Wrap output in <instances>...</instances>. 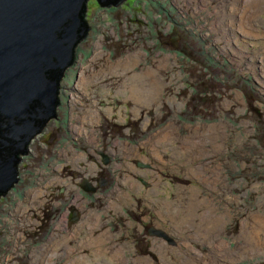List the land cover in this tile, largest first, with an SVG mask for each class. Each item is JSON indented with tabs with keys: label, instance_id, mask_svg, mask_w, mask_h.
Segmentation results:
<instances>
[{
	"label": "rangeland",
	"instance_id": "374dc122",
	"mask_svg": "<svg viewBox=\"0 0 264 264\" xmlns=\"http://www.w3.org/2000/svg\"><path fill=\"white\" fill-rule=\"evenodd\" d=\"M87 7L58 117L0 198V264H264V0ZM101 153L109 185L85 193Z\"/></svg>",
	"mask_w": 264,
	"mask_h": 264
},
{
	"label": "water",
	"instance_id": "95a60500",
	"mask_svg": "<svg viewBox=\"0 0 264 264\" xmlns=\"http://www.w3.org/2000/svg\"><path fill=\"white\" fill-rule=\"evenodd\" d=\"M88 1L0 0V196L19 181V153L28 155V142L57 117L62 76L91 29ZM126 1L97 0L108 8Z\"/></svg>",
	"mask_w": 264,
	"mask_h": 264
},
{
	"label": "flooded vegetation",
	"instance_id": "af4514ba",
	"mask_svg": "<svg viewBox=\"0 0 264 264\" xmlns=\"http://www.w3.org/2000/svg\"><path fill=\"white\" fill-rule=\"evenodd\" d=\"M114 8H116L115 6H113ZM64 77V74H63V76H62V78ZM60 95V94H59ZM57 117H58V114H57ZM57 117H56V119H57ZM48 123V122H47ZM47 123H46V125H47ZM46 125L44 126V128L42 129V131L45 129V127H46ZM42 131L40 132V133H42ZM39 133V134H40ZM32 141V140H31ZM31 141H29L28 142V144H27V147H26V150H27V153H28V155L27 156H29L30 155V144H31ZM26 155H22L21 153H19V155H18V158L20 159V162H19V164L17 165V171H18V179H19V181H20V178H19V176H20V170H19V166H20V164H21V162H22V160L24 159V157H25ZM101 156H102V158H103V165L105 166V168L106 169H104V170H101L102 172L100 173V178L98 179V185H94L93 183H92V181L90 180V179H87V178H85V177H83L82 179H80L77 183H78V185H79V188H81L80 187V185L81 184H85L84 182L85 181H87L88 183H89V185H91L92 187H94V188H96V192L95 193H97L98 192V190L99 189H102V188H104V187H106V186H108L109 185V180H107L106 178H105V176L107 175V167L109 166V164H110V162H111V158L108 156V155H105L104 153H101ZM106 158L108 159V163H106ZM139 167H141V168H148L147 167V165H143V164H141L140 162L137 164ZM72 174H73V178L71 179V182H72V180L73 179H78L79 177H80V175H79V173L78 172H76V171H73L72 172ZM19 181H18V183H19ZM17 183V184H18ZM101 185H103V186H101ZM17 186V185H16ZM16 186H14V187H16ZM82 189V188H81ZM11 190V189H10ZM9 190V191H10ZM12 190H13V188H12ZM8 191V192H9ZM82 191H84L83 189H82ZM85 193H91V192H86V191H84ZM1 197H3V196H0V198ZM130 218V217H129ZM79 219V212L78 211H74L72 214H71V220L73 221V222H75L76 220H78ZM151 229H154V230H156L155 232H151ZM165 232L164 230H162V229H155L153 226L152 227H150L149 229H148V236L150 237V238H155L154 236H157V235H155V234H159V232ZM158 238L160 237V236H157ZM160 238H162V237H160ZM101 239V238H100ZM100 239H98V244L101 246L102 244H100L99 243V240ZM163 240H168V239H165V238H163ZM141 240H139V238H137V239H135L134 240V246H135V248H136V250L138 251L139 250V253H140V251L143 249V248H140V245H141ZM169 243H173V241H172V239H170L169 238Z\"/></svg>",
	"mask_w": 264,
	"mask_h": 264
},
{
	"label": "trees",
	"instance_id": "16d2710c",
	"mask_svg": "<svg viewBox=\"0 0 264 264\" xmlns=\"http://www.w3.org/2000/svg\"><path fill=\"white\" fill-rule=\"evenodd\" d=\"M86 21H87V19H85ZM212 60V59H211ZM213 61V60H212ZM208 63V62H207ZM209 64V63H208ZM225 69H226V67H225ZM252 89H254L253 87H251V85L250 84H248V86H247V84H245V87L243 88V90H245V91H247V94L248 95H250L252 98H253V100H254V103L256 102L255 101V99H254V95H256V94H254V92H253V90ZM255 90V89H254ZM193 92H197V90H195V91H193ZM198 94H199V91H198ZM205 94H210V92L207 90V91H205V90H203V93H202V95H205ZM195 96H197V95H195ZM205 96H202V100L204 101V103H206V101H207V99L208 98H204ZM203 105V104H202ZM194 114L193 115H195V116H199V117H201L202 116V114H201V111L197 108V107H195V109H194ZM183 116H185L186 118L187 117H191V116H188V115H183ZM195 118V117H194ZM198 118V117H197Z\"/></svg>",
	"mask_w": 264,
	"mask_h": 264
},
{
	"label": "bare ground",
	"instance_id": "6f19581e",
	"mask_svg": "<svg viewBox=\"0 0 264 264\" xmlns=\"http://www.w3.org/2000/svg\"><path fill=\"white\" fill-rule=\"evenodd\" d=\"M256 2H254V4H255ZM245 12V11H244ZM243 12V13H244ZM245 14H247V13H245ZM242 19V18H241ZM243 20V19H242ZM125 67H127V66H125ZM260 67H261V65H260ZM148 76L150 75V74H147ZM148 80V79H147ZM140 93V92H139ZM132 94H136V92L135 91H133L132 92ZM140 94H145V92H143V93H140ZM56 118V117H55ZM39 134V133H38ZM106 163H108V159L106 158ZM85 184H89L87 181H85L84 182ZM85 184H81L80 185V187L84 190V191H86L83 187H82V185H85ZM101 186H103V185H101ZM89 188H90V190H91V193H95L96 192V188H94V187H92L91 185H89ZM86 192H89V191H86ZM156 230H154V229H151V232H155ZM155 235H157V236H160V237H162V238H165V239H168L169 240V236L165 233V232H159V234H155ZM99 243L100 244H102L103 243V240L102 239H100L99 240Z\"/></svg>",
	"mask_w": 264,
	"mask_h": 264
}]
</instances>
